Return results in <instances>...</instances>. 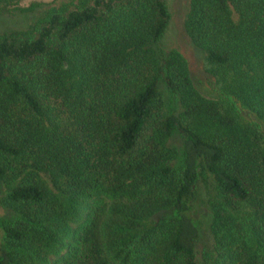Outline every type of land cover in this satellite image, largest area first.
Wrapping results in <instances>:
<instances>
[{
    "label": "trees",
    "instance_id": "trees-1",
    "mask_svg": "<svg viewBox=\"0 0 264 264\" xmlns=\"http://www.w3.org/2000/svg\"><path fill=\"white\" fill-rule=\"evenodd\" d=\"M20 1L0 14L37 6ZM42 6L29 34L0 32V183L18 215L0 218V264H198L201 177L204 264H264V0H187L217 99L180 52L156 55L163 0Z\"/></svg>",
    "mask_w": 264,
    "mask_h": 264
},
{
    "label": "rangeland",
    "instance_id": "rangeland-1",
    "mask_svg": "<svg viewBox=\"0 0 264 264\" xmlns=\"http://www.w3.org/2000/svg\"><path fill=\"white\" fill-rule=\"evenodd\" d=\"M55 0H21L19 8H28L32 4L37 6L33 11L20 13L10 10L7 13L0 14V32H19L29 34L37 18L43 11V4L52 3ZM169 12V20L163 35L154 44V50L158 58H162L168 51L174 49L180 52L188 61L190 74L194 86L199 92L211 99H217L214 90L207 80V61L203 54L190 42L184 27L183 21L187 11V0H163ZM23 36V35H20ZM159 93L162 102L167 109L176 106V98L171 93L162 80L159 81ZM5 187L0 183V218L6 221L15 220L18 215L7 208L3 203ZM213 183L210 179L201 177L197 183V194L193 203L194 215L201 227V237L197 244L198 264H204L207 261L208 251L212 244L208 225L212 215V202L215 199ZM158 215L145 219L142 223L148 224ZM0 236H3V230L0 227Z\"/></svg>",
    "mask_w": 264,
    "mask_h": 264
}]
</instances>
